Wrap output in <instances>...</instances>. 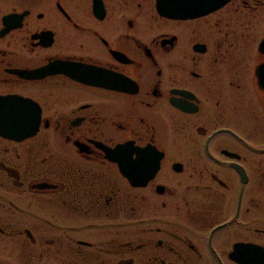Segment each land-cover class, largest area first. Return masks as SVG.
Listing matches in <instances>:
<instances>
[{"label":"flooded vegetation","instance_id":"af4514ba","mask_svg":"<svg viewBox=\"0 0 264 264\" xmlns=\"http://www.w3.org/2000/svg\"><path fill=\"white\" fill-rule=\"evenodd\" d=\"M0 264H264V0H0Z\"/></svg>","mask_w":264,"mask_h":264}]
</instances>
